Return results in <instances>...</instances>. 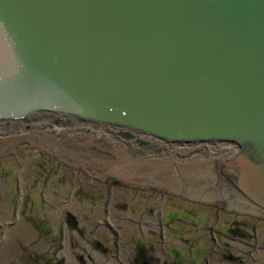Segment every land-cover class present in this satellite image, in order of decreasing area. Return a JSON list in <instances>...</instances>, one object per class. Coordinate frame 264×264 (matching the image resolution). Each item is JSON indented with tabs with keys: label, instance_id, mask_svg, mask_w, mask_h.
<instances>
[{
	"label": "water",
	"instance_id": "1",
	"mask_svg": "<svg viewBox=\"0 0 264 264\" xmlns=\"http://www.w3.org/2000/svg\"><path fill=\"white\" fill-rule=\"evenodd\" d=\"M38 110L233 142L216 178L264 210V0H0V120Z\"/></svg>",
	"mask_w": 264,
	"mask_h": 264
},
{
	"label": "rangeland",
	"instance_id": "2",
	"mask_svg": "<svg viewBox=\"0 0 264 264\" xmlns=\"http://www.w3.org/2000/svg\"><path fill=\"white\" fill-rule=\"evenodd\" d=\"M50 132L58 138L43 144L30 140L41 135L33 129L9 128L0 135V264H134V254L142 247L151 256L150 264H255L246 254L234 253L231 242L215 230L196 229L177 220L163 225L174 212L187 217L193 210L208 215L206 221L213 220V208L157 190L134 188L137 175L148 174L145 177L153 180L149 183L192 190L199 187L193 184L198 165L178 168L180 182L169 158L166 164L151 161L144 170L136 165L144 160H130L132 154L124 152L118 161L114 151L121 146L108 134L87 136L65 123ZM3 137L7 141H1ZM18 138L29 142L20 143ZM116 167L126 176L124 184L116 183L112 173H118ZM101 171L108 174L102 182L91 178V173L98 177ZM218 211L219 226L235 216ZM158 219L161 227L155 223ZM249 220L263 227L255 218ZM227 250L232 259L222 254Z\"/></svg>",
	"mask_w": 264,
	"mask_h": 264
},
{
	"label": "flooded vegetation",
	"instance_id": "3",
	"mask_svg": "<svg viewBox=\"0 0 264 264\" xmlns=\"http://www.w3.org/2000/svg\"><path fill=\"white\" fill-rule=\"evenodd\" d=\"M52 118V119H51ZM63 121L65 124L72 125L76 130L83 129V132L85 135L91 131L87 130V128H84L83 122L76 119V118H70L67 117H61L60 119L54 118V115L50 112H43V111H35L28 115H26L23 118L17 119L15 122H9L5 123L4 125H0V135H2V131L9 130V128H15L17 130H20L21 132H27L30 129L36 130V132H40V136H34L30 140L37 142L39 144H43V142H47V140H53L57 139L58 137L53 135V132H50L51 129L53 130L59 125V122ZM55 123L54 125L51 124ZM92 126L97 123H89L85 122L84 124ZM8 124V126H7ZM29 128V129H28ZM2 130V131H1ZM38 130V131H37ZM43 132V133H42ZM76 139L79 138H86V136H76ZM3 140L1 141H7L5 137L1 138ZM17 139V138H16ZM20 139V138H18ZM74 139V138H73ZM20 143H28L29 140L27 139H20ZM55 149V148H52ZM117 149V148H116ZM127 149V148H126ZM42 151L44 149H41ZM128 151L127 153L130 152ZM116 152V159L119 161V155L120 159L123 156V152L119 151L117 149ZM48 156H53L52 153L48 152L46 153ZM72 154V153H71ZM58 160V159H57ZM218 159L206 162L205 159H196L194 162H192L194 165H198V171L195 172L194 178L196 179L193 183L195 185H199V187H195L192 190H180V193L176 192L173 194V196L180 197L184 199L185 201L189 202V204L194 205H201L205 208H213L212 216L213 220L206 221V218H209V216H203V211H197L193 210L191 213H187L189 216L186 217V215H177V213L174 212V215H170L168 218V221L164 222V224L168 225L169 222L172 221H180L181 223H184L186 225H190L193 228L196 229H211L212 231L215 230V232L221 236H224L226 239H228L231 242V247L234 253L239 254H246L248 261H253L255 264H264V210L257 208L255 206H252L249 201L243 197L237 190H235L232 186H230L229 182L224 178L220 177V179L216 178L215 173V163ZM63 164L66 165H73L65 160H59ZM149 162H137L136 165L144 166L143 170L148 167L146 166ZM191 163V164H192ZM189 164V165H191ZM207 166H210L208 168ZM117 170H119L120 167H116ZM78 169L82 172H85V170L82 167H78ZM121 171V169L118 171V173ZM111 172V171H110ZM115 174V177L117 178L116 183H123L125 180L123 178H126L123 174H118L117 171L112 172ZM86 174V173H85ZM91 178L97 179L99 182H102V178H105L107 176V172H100V174H97L98 177H96L95 173H91ZM95 175V176H94ZM151 175V174H150ZM145 176H148V174H144L143 177L138 176L136 177V182L138 184L134 186V188L138 189H151V190H157L159 191V185L154 183H149L151 180L150 178H146ZM120 179V181H118ZM147 181L146 183L143 181ZM181 182V180H180ZM128 185V184H127ZM176 190V189H174ZM173 190V191H174ZM171 190H168L166 188H163V191L160 192L161 194L170 195ZM179 191V190H176ZM218 210H221L223 213L227 214H234L235 216L233 218H230L229 220H225L222 223V228L226 230V232L221 231L218 227L219 226V218H218ZM170 214V212H168ZM200 215V219L198 217ZM189 217V218H188ZM198 217V218H197ZM249 218H255L257 222H260L263 227L260 228L256 223H251ZM139 224H146L145 221L136 220ZM160 219L156 220L157 227H161ZM212 242H215V238H211ZM228 249V248H227ZM212 249L206 254L208 255ZM225 253L228 254V257L232 259L233 254L227 250V252H222L223 255ZM134 257L131 261V263L134 264H150L151 256L146 254V250L142 247L139 248L137 253L134 254ZM135 261H140L135 262Z\"/></svg>",
	"mask_w": 264,
	"mask_h": 264
},
{
	"label": "bare ground",
	"instance_id": "4",
	"mask_svg": "<svg viewBox=\"0 0 264 264\" xmlns=\"http://www.w3.org/2000/svg\"><path fill=\"white\" fill-rule=\"evenodd\" d=\"M38 111H43V110H38ZM33 112H35V111H33ZM43 112H50V111H43ZM85 122L93 123L92 121H85ZM5 123H9V121L8 120H6V121L0 120V125H4ZM122 128H124V127L117 126V128H113V132L116 135H123V134H121V132H128V133L132 134L131 133L132 130L126 129L127 131H123V130H121ZM134 132L136 133L135 140H137L139 144L143 145V147H141L142 148L141 150L140 149L137 150L138 147L135 148L136 150L135 149H133V150H135V152L136 151L137 152L140 151L141 153H145V155L147 157L150 156V155H156L160 151L168 152V154L166 155V156H168L169 154L174 153L173 151H175V150H181L180 152H186V154H187L186 156H183L184 159H188V157H189L192 161H195L196 158L200 156L201 159H205L206 162H209V161L216 160L218 158L220 159V158L231 156L232 154L237 152L236 144L233 143V142H230V141H211V140H208V141H193V142L170 141V140L158 138V137H155L153 135L146 134V133H143V132H136V131H134ZM140 135H141V137H140ZM223 142H226L225 144H227V145L219 144V143H223ZM197 144H199V148L200 149H198L195 146L193 149L186 150V149H188V146L197 145ZM120 146H121L120 147V151H122L123 153L127 151L128 147H126V145L125 146L124 145H120ZM192 147L193 146H191L190 148H192ZM218 147L220 149H223V150L227 149L229 147H230V149L228 151L220 153L219 152L220 150H219ZM179 153H175V154L178 157H180ZM132 155L134 156V152L132 153ZM172 157H174V156L167 157V158H169V162H170L168 164H170L171 166H174V163L171 160ZM137 158L138 159H143L144 162L148 161V158H146V159H144L142 157H137ZM167 158H165V156L160 154L157 157L156 156L150 157L149 158V162L155 161V163H156V160H158L159 162L163 160L164 163L166 164L167 163L166 162ZM207 167L210 168V166H207ZM178 168H182V167H178ZM220 177H223V176H220Z\"/></svg>",
	"mask_w": 264,
	"mask_h": 264
},
{
	"label": "built area",
	"instance_id": "5",
	"mask_svg": "<svg viewBox=\"0 0 264 264\" xmlns=\"http://www.w3.org/2000/svg\"><path fill=\"white\" fill-rule=\"evenodd\" d=\"M219 144H225V143L223 142V143H219ZM225 145H227V144H225ZM218 148H219V147H218ZM229 149H230V147L227 148V149H224V150L219 148V150H220L219 152H220V153H221V152H225V151H228Z\"/></svg>",
	"mask_w": 264,
	"mask_h": 264
}]
</instances>
